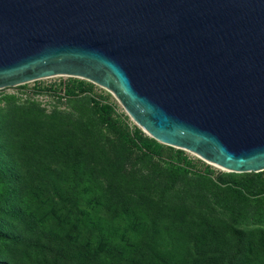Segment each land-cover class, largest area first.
Returning <instances> with one entry per match:
<instances>
[{"label": "water", "instance_id": "1", "mask_svg": "<svg viewBox=\"0 0 264 264\" xmlns=\"http://www.w3.org/2000/svg\"><path fill=\"white\" fill-rule=\"evenodd\" d=\"M110 92L152 138L264 172V0H0V90Z\"/></svg>", "mask_w": 264, "mask_h": 264}, {"label": "rangeland", "instance_id": "2", "mask_svg": "<svg viewBox=\"0 0 264 264\" xmlns=\"http://www.w3.org/2000/svg\"><path fill=\"white\" fill-rule=\"evenodd\" d=\"M101 106H109L108 113ZM60 136L66 141L47 144ZM57 151L79 155L81 162H53ZM3 168L22 180L0 181V264H15L22 246L14 239L38 229L90 248L92 264H119L121 254L110 247L102 219L116 227L127 201L166 225L196 220L264 229V172H227L152 138L110 92L80 78L51 77L0 90ZM91 197L96 200L84 201Z\"/></svg>", "mask_w": 264, "mask_h": 264}, {"label": "trees", "instance_id": "3", "mask_svg": "<svg viewBox=\"0 0 264 264\" xmlns=\"http://www.w3.org/2000/svg\"><path fill=\"white\" fill-rule=\"evenodd\" d=\"M108 110L109 106H101L102 112L108 113ZM53 139L47 140V144L58 145L66 141L63 136H60L61 141ZM51 157L56 163L81 162L79 155L69 152L57 151ZM79 176L75 170L77 181ZM18 180L22 179L12 178L9 169H0L1 182L18 184ZM94 200L93 197L84 198L87 203ZM17 219L26 222L25 216L19 215ZM102 223L109 229L106 237L110 247L121 254L119 264H264V229L244 230L235 226L226 229L220 224L196 220L166 225L132 201L125 202L116 227L103 219ZM128 223L132 227L128 228ZM14 241L22 246L15 264H52V259L56 264L93 263L92 250L73 243L64 233L38 229L33 236L15 238Z\"/></svg>", "mask_w": 264, "mask_h": 264}]
</instances>
